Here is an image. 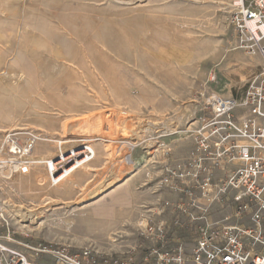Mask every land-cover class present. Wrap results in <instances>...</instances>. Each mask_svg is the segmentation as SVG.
I'll use <instances>...</instances> for the list:
<instances>
[{"label":"rangeland","instance_id":"1","mask_svg":"<svg viewBox=\"0 0 264 264\" xmlns=\"http://www.w3.org/2000/svg\"><path fill=\"white\" fill-rule=\"evenodd\" d=\"M237 45L221 0H0V159L19 164L11 144L43 148L24 159L37 163L32 176L23 167V179L0 177V259L18 251L50 263L30 249L45 245L125 259L132 247L154 244L141 235L146 222H163L187 244L186 218L163 210L165 201L185 199L159 182L193 151L188 130L208 71L234 78L233 97L259 71V55ZM211 89L226 85L218 80ZM112 112L136 117L143 140L84 143L64 127L104 113L108 137ZM84 159L70 180L52 183L49 172L59 178ZM39 174L46 180L37 183ZM229 212L214 205L209 216Z\"/></svg>","mask_w":264,"mask_h":264},{"label":"built area","instance_id":"2","mask_svg":"<svg viewBox=\"0 0 264 264\" xmlns=\"http://www.w3.org/2000/svg\"><path fill=\"white\" fill-rule=\"evenodd\" d=\"M221 1L229 8L236 49L257 53L261 63L229 98L211 89L217 72L208 71L194 102L198 115L188 130L193 151L168 166L159 182L185 199L165 201L163 210L186 218L182 225L192 227L188 243L183 237L176 240L174 229L163 222H146L141 235L154 244L132 247L125 259H107L90 249L70 254L64 246L45 245L30 249L51 258L50 263L9 251L0 264H264V0ZM214 205L230 212L213 221Z\"/></svg>","mask_w":264,"mask_h":264},{"label":"bare ground","instance_id":"3","mask_svg":"<svg viewBox=\"0 0 264 264\" xmlns=\"http://www.w3.org/2000/svg\"><path fill=\"white\" fill-rule=\"evenodd\" d=\"M220 5H222V4H220ZM47 8L51 9V7H47ZM54 15L56 17V13H54ZM61 16L58 15L56 17V22L59 23L58 27H59L60 31L61 30L65 31L67 36L70 37L69 24H68V22L66 23L64 21L61 22L60 21ZM125 115L126 114H124V116H122V115H120V113H115V112L111 113V134L108 137L103 135V131L105 130V126H106V120H105L104 113L103 114L89 115V116H86L85 118H82V119H75L73 121L65 123L64 127H68L71 130V133L74 134L75 136H81L80 140L84 143L94 142V141H106V142H110V143H112V142L117 143V142L121 141V142H124L128 145L136 146L134 144L135 142L143 140L142 139L143 137H141L135 129L136 117L125 116ZM92 135H94V136H92ZM34 138L37 141L39 139L38 137H34ZM5 143H7V141H4V144ZM33 144H35V142H33ZM33 144H31L29 142L26 144V147L20 148L19 150L15 147V145H12V144L10 145L9 148H11L12 150L8 153L16 155L19 164H17V162L11 163V162H13V160L16 159L14 156L11 157L12 161L6 160V159H0V165H2V166H0V177L2 179H8L11 176V174H13V173H15L16 176H20L21 179H23V177H24L23 171H22L23 167H25L26 169L29 170V171H27V174H26L27 177L32 176V170H31L32 165L37 164V163L35 161H31L32 160L31 159L29 164H26L24 162V159L26 157H29V156H31V157L35 156V153L37 152V150L40 151L43 149V148L39 149V144L38 145H36L37 143L35 145H33ZM84 146L87 147L86 144ZM28 149H30V150H28ZM3 151H4V149L1 148V152H3ZM1 152H0V158H1ZM75 152L74 151L72 152L74 157L84 154V151H82L80 153H75ZM59 158L60 157H58V159ZM61 158L64 160L63 156H61ZM88 158H89V156L87 155L86 159H88ZM49 162H50L49 160L46 161L45 165H47ZM85 162H86L85 159L83 161H80V162L77 161L75 164L76 166H74L70 170L66 169L64 171L63 175H61V177H59V178H53V174L47 170L48 166L47 167L45 166V169L51 175L52 183H54L56 185V184L60 183L61 181H63L64 179L67 181L70 180L72 178V176H71L72 172L74 170H77V169H83ZM50 164H51V162H50ZM53 166H54V164H51L52 169H53ZM35 179H36V182L39 183L42 179H44L43 174L37 175L35 177ZM44 180H46V179H44ZM111 180H112L111 185L116 184L118 181V177L113 175L111 177ZM62 183H60V184H62ZM95 196L96 195H93V197H95Z\"/></svg>","mask_w":264,"mask_h":264},{"label":"crops","instance_id":"4","mask_svg":"<svg viewBox=\"0 0 264 264\" xmlns=\"http://www.w3.org/2000/svg\"><path fill=\"white\" fill-rule=\"evenodd\" d=\"M218 80L222 85H226V89H224V90H218L217 89L216 91H214V90L213 91L216 92L217 94L225 97V98H229V97L233 96L232 90H234V88L236 86L234 78H228L227 76H222L220 74V75H217V77H216L217 82H218ZM216 81L213 84L217 83ZM213 84H211V86ZM235 96H236V94H235ZM181 219H183L182 216H178V220L181 221Z\"/></svg>","mask_w":264,"mask_h":264}]
</instances>
